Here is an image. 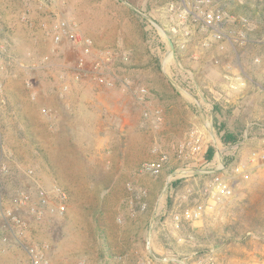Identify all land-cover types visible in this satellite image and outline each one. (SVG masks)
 Returning a JSON list of instances; mask_svg holds the SVG:
<instances>
[{
  "label": "rangeland",
  "instance_id": "1",
  "mask_svg": "<svg viewBox=\"0 0 264 264\" xmlns=\"http://www.w3.org/2000/svg\"><path fill=\"white\" fill-rule=\"evenodd\" d=\"M229 1L209 25L176 17L190 5L181 0H0V264H26L33 243L48 246L51 264H264V161L251 160L264 145V21L241 24ZM62 16L116 54L103 68L112 85L82 79L107 107L84 115L97 130L72 141L51 126L80 54L53 40ZM191 130L201 136L194 154L181 150ZM224 132L237 141L222 144ZM162 153L160 174H147L143 164ZM215 175L229 196L207 198ZM198 202L197 223L176 222Z\"/></svg>",
  "mask_w": 264,
  "mask_h": 264
},
{
  "label": "built area",
  "instance_id": "2",
  "mask_svg": "<svg viewBox=\"0 0 264 264\" xmlns=\"http://www.w3.org/2000/svg\"><path fill=\"white\" fill-rule=\"evenodd\" d=\"M39 2H46L50 0H36ZM186 1L190 5H185L182 7V10L175 12L176 17L181 21H185L188 18H193L194 21L200 19L203 24H220L225 17L226 11L225 6L229 0H181ZM175 5V4H174ZM173 4L170 5L171 9L176 7ZM234 18V16H229ZM241 24H248L246 17L239 18ZM53 40L56 43H59L61 40L66 39L72 41L74 45L79 48V57L77 58L75 64L73 65V70L67 74V77L74 81L79 82L84 78L91 79L97 85H112V82L105 78L103 68L114 58L116 55L111 50L106 49H97L92 41L80 34L77 24L71 18L62 16L55 21L53 28ZM178 31L176 27L172 28V32L176 33ZM185 35L190 34L191 30L186 27L183 28ZM122 60H126V56H121ZM69 84L66 81L62 83V92L67 91ZM141 91H144L143 89ZM47 112L45 111V114ZM201 146V136L195 131L191 130L188 132L187 142L182 145V149L187 148L189 153L194 154L200 149ZM167 155L162 153L157 158L145 162L142 166L143 170L151 175L157 176L160 174L162 169L167 162ZM252 161H264V145L259 149L258 152H255L251 156ZM236 172L243 171L241 167L235 168ZM211 190H205V194L208 199L216 200L219 198L227 197L231 194L232 190L230 185L218 175L213 177L211 184ZM55 196L60 200L66 198V194L62 190H55ZM28 201L27 194H21L19 197V202L25 203ZM17 202V199H16ZM48 202L47 196L44 192L39 193V204L42 206L46 205ZM35 213H38L39 209H36ZM205 211V205L203 202H198L195 205L186 208L180 214L175 215L176 222L180 221L181 217L186 221H198L202 218ZM7 215L10 217L14 228L17 230V226L24 227L26 223L23 220L17 218L15 214L7 212ZM27 263L26 264H51L48 256V246L46 244H37L33 243L28 245L26 248ZM77 264H84L83 261H79Z\"/></svg>",
  "mask_w": 264,
  "mask_h": 264
},
{
  "label": "crops",
  "instance_id": "3",
  "mask_svg": "<svg viewBox=\"0 0 264 264\" xmlns=\"http://www.w3.org/2000/svg\"><path fill=\"white\" fill-rule=\"evenodd\" d=\"M88 86H84V81L81 80V82H70L68 89L69 91L66 92V100L65 103V110L63 113H60V118H57L56 116H52L53 120L51 121L52 130L55 131H69L70 134L65 136L66 139L72 141L73 139H76L74 135L79 133L81 130H83V127H86L88 129H92V131H96L97 128L95 126L91 125H83L80 122V119L84 117V115L91 113L94 116H100L105 114L106 110L104 107H107L100 104L98 101L102 100V97L100 94L93 93V96L91 94H88ZM107 109V108H106ZM65 114V115H64ZM64 115V116H63ZM124 126L118 128L119 131L124 130ZM68 137V138H67ZM78 138V136H77ZM65 146L64 140H63V147ZM71 148H75L76 150H81L79 146H70ZM99 147H101L100 144L94 145L92 147V152H99L95 151V149L99 150ZM86 158V157H85ZM197 223V222H195Z\"/></svg>",
  "mask_w": 264,
  "mask_h": 264
},
{
  "label": "trees",
  "instance_id": "4",
  "mask_svg": "<svg viewBox=\"0 0 264 264\" xmlns=\"http://www.w3.org/2000/svg\"><path fill=\"white\" fill-rule=\"evenodd\" d=\"M230 12L231 14L237 16H244L248 19H257L259 21H264V0H230ZM219 140L224 145L233 144L237 141L236 136L230 132H224L219 136ZM214 153L213 146H210L206 153L207 160H211ZM101 225V223L99 224ZM103 238V237H102ZM106 239V238H105ZM114 255L110 252L108 246H103L100 250V259L110 260Z\"/></svg>",
  "mask_w": 264,
  "mask_h": 264
},
{
  "label": "water",
  "instance_id": "5",
  "mask_svg": "<svg viewBox=\"0 0 264 264\" xmlns=\"http://www.w3.org/2000/svg\"><path fill=\"white\" fill-rule=\"evenodd\" d=\"M172 50H173V48H172V46L170 47V52H172Z\"/></svg>",
  "mask_w": 264,
  "mask_h": 264
}]
</instances>
